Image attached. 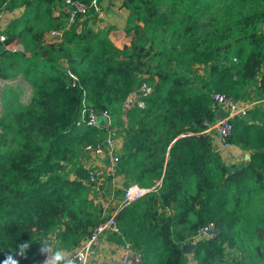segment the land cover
<instances>
[{"label":"trees","instance_id":"1","mask_svg":"<svg viewBox=\"0 0 264 264\" xmlns=\"http://www.w3.org/2000/svg\"><path fill=\"white\" fill-rule=\"evenodd\" d=\"M121 8L131 39L118 47L94 6L66 28L65 0H0V12L19 10L0 29V77L30 86L26 102L12 86L3 98L0 261L42 264V239L74 251L115 212L120 233L106 239L128 242L143 264H188L185 245L210 223L218 234L195 242V264H264V0H121ZM61 28L60 41H44ZM17 38L23 49L9 48ZM145 81V107L123 116ZM215 92L252 103L230 119L228 141L249 153L233 164L206 132ZM84 105L108 109L122 138L116 175L94 203L85 147L107 130L77 124ZM117 176L127 184L106 199ZM132 184L148 191L120 207Z\"/></svg>","mask_w":264,"mask_h":264},{"label":"built area","instance_id":"2","mask_svg":"<svg viewBox=\"0 0 264 264\" xmlns=\"http://www.w3.org/2000/svg\"><path fill=\"white\" fill-rule=\"evenodd\" d=\"M100 0H65L66 8L69 13L66 28H69L73 23L78 21L79 15L86 14L92 6L100 12ZM66 28L52 29L50 35L52 40L50 42H58L62 39ZM6 36L1 35L4 40ZM152 91V86L148 82H143L138 88L132 91L123 103V116L128 109L132 107L143 108L146 105L145 97ZM215 109L220 108L225 111L224 117L216 120L215 123L208 124L206 132L212 131L216 128L219 135V141L215 144L216 148L223 153V150H237L238 148L228 141V137L233 130V123L231 118L236 115L245 114L252 103L237 101L233 97L225 94L215 92L212 95ZM86 123L91 126L105 127L107 130L106 137L97 144H89L85 149L90 153L91 159L87 162L89 180L93 183L95 194L97 198L101 197V185L108 176H115L117 172V164L119 160V151L121 149L122 138L119 133V127L114 124V118L108 109H95L93 107L84 105L81 116L77 121L78 125ZM148 191L138 184H132L125 189L124 199L120 207H124L129 203L137 200ZM116 232L120 233V229L115 221V212L109 219L101 222L96 228L93 235L85 240L80 247L69 254V264H87L88 259L93 251V245L102 237L106 238L105 233ZM218 231L213 223L200 228L194 237V242L200 239L215 238ZM115 244V243H114ZM118 250L119 260L118 264H143V256L141 251L135 250L126 242L120 246L116 245ZM48 253L41 252L40 261L45 264ZM98 264V263H95Z\"/></svg>","mask_w":264,"mask_h":264},{"label":"rangeland","instance_id":"3","mask_svg":"<svg viewBox=\"0 0 264 264\" xmlns=\"http://www.w3.org/2000/svg\"><path fill=\"white\" fill-rule=\"evenodd\" d=\"M102 11L101 14L102 17L99 19L98 23H100V25H106L108 27H112L113 30V38L115 42H118L119 44H124L125 42H127L130 37L129 35L126 33L125 31V27H124V23H125V19H126V11L124 9L121 8V0H103L102 1ZM4 12V11H3ZM1 16H0V29H4L5 27V21H6V17H3V13L0 12ZM5 16V15H4ZM8 86H12L17 88V90L20 92V99L23 102H26L28 100V97L30 95V86L27 82L22 81L19 77H8V78H1L0 77V116L2 115V113L4 112V102H3V98L6 96V91ZM216 111V120H219L220 118L224 117L225 115V111L217 108L215 109ZM212 135L214 136V139H218L219 135H218V131L216 128L212 129ZM0 138H1V130H0ZM223 155L225 160L230 163H236L238 162L243 155L237 154L236 150H223ZM127 184V180L123 177V176H117L114 177V183H111L110 186V194L106 195V199L110 198V195L112 194V192L114 191L113 189H115V187H119V189H123ZM107 190H109V186L107 187ZM90 197V202L94 203L97 202L99 198L96 197V194L94 192H91L89 194ZM107 205V203H105ZM195 244V242L191 243V244H187L192 245ZM56 245V243H55ZM96 244H94L93 246H95ZM98 245V243H97ZM57 247V245H56ZM65 254H69L72 251H68L63 249ZM104 250H106L107 254H109V257L111 258H118V251L117 249L115 250L112 247H107L104 248ZM97 251H92L91 250V255H93L94 253L96 254ZM88 259L87 264H90L92 261V258ZM189 261L188 264H195L194 259H193V255L192 252H187ZM103 261L107 262V258H103ZM103 261H100L99 264H103Z\"/></svg>","mask_w":264,"mask_h":264},{"label":"crops","instance_id":"4","mask_svg":"<svg viewBox=\"0 0 264 264\" xmlns=\"http://www.w3.org/2000/svg\"><path fill=\"white\" fill-rule=\"evenodd\" d=\"M2 13H3V17H6V21H5V26H6L8 24V22L12 18L17 17L19 15V10L7 11V12H2ZM54 14L57 16V15H59V12L58 11H55ZM124 27H125V23H124ZM50 31H47L46 34H45V36H44V41L45 42H50L52 40L51 35H50ZM110 36H111V39L113 40V42L118 47H122L123 45L128 44L130 42V39H131V37L129 36L130 39L127 42H125L124 44H119L118 42H115L114 41V38H113V30L111 31ZM9 48L14 49V50L23 49V44L21 43L20 39L17 38L13 42L10 43ZM218 141H219V138L218 139H215L214 140V143L216 144V143H218ZM236 153L237 154H240V155H243L245 158H248L247 157V154H249L247 152H243L240 149H237L236 150ZM222 155H223V153H222ZM97 243H98V245H97ZM95 244L96 245L94 246V251H97V252H96V254L94 253L93 255H91V258H92V261H93V262H91L92 264H95V263H98L99 264L100 261H103L102 260L103 258H107V262L106 261H103V264H118L119 255H118V258H111V257H109V254H107L106 250H104V248H107V247H112V248H114L116 250V246H115L114 242L108 241L106 238H103L102 237ZM192 254H193V252H192Z\"/></svg>","mask_w":264,"mask_h":264},{"label":"clouds","instance_id":"5","mask_svg":"<svg viewBox=\"0 0 264 264\" xmlns=\"http://www.w3.org/2000/svg\"><path fill=\"white\" fill-rule=\"evenodd\" d=\"M41 242V251L48 253L45 264H69V258L65 254L62 248H57L55 243L51 240H40ZM28 243L20 245V253L23 254V251L28 248ZM0 264H19V261L14 257V255L9 254L5 259L0 261Z\"/></svg>","mask_w":264,"mask_h":264},{"label":"water","instance_id":"6","mask_svg":"<svg viewBox=\"0 0 264 264\" xmlns=\"http://www.w3.org/2000/svg\"><path fill=\"white\" fill-rule=\"evenodd\" d=\"M247 157H249V154H247ZM194 248H195V244H192V245H185L184 249H185V253L187 252H193L194 251Z\"/></svg>","mask_w":264,"mask_h":264}]
</instances>
